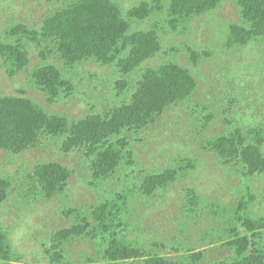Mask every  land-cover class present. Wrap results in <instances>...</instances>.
<instances>
[{
	"label": "trees",
	"instance_id": "16d2710c",
	"mask_svg": "<svg viewBox=\"0 0 264 264\" xmlns=\"http://www.w3.org/2000/svg\"><path fill=\"white\" fill-rule=\"evenodd\" d=\"M221 1L170 0L168 21L180 23L194 16L207 15L213 12ZM34 2L39 4V9H34L37 11L43 10L41 2L49 4L42 19L36 21L34 27L19 24L15 32L9 31L8 36L18 33V38L15 44L1 47L2 53L14 66L12 70L21 72L30 63L25 41L32 40L38 50L39 46H46V49L42 50V60L33 72L39 91L47 95L46 99L51 104L60 103L62 97H75L83 105L86 114L69 119L65 115L52 113L30 97L0 95V151H3L6 157L0 165V169L4 171V175L0 174V207L19 208L11 199L24 205L25 215L19 217V220L25 218L32 210L27 202L31 194L29 189L21 186L18 189L15 183V180L21 179V171L15 176L11 173L17 156L23 157L30 151H52L59 156H62L59 152L65 153V156L76 153L79 161H83L82 165L72 167L74 170L58 160L34 165V170L29 172L27 180L34 179L37 182L38 185L34 189L39 197L52 199L65 192L72 173L75 175L76 171L83 169L85 165L90 168L94 181L112 180L115 186L123 185L124 189H128L131 185L128 177L134 176L136 164L133 147L142 139L139 141L123 135L132 129L146 132L148 127L156 123L157 115H164L163 110L170 105L179 101H192L197 83L191 70L177 64L169 62L158 63L157 67L151 66L156 63L153 58L163 50L158 24L148 30L132 29L133 19L144 21L150 17L154 6L159 5L156 0L143 1L138 5L130 4L125 15L115 0ZM238 5L243 23L229 24L228 48L232 50L252 46L264 50V0H238ZM245 22L246 27L243 26ZM39 27L41 29L37 30ZM189 51L192 62L196 65L204 56L210 54L193 48ZM49 52H57L59 56L48 59L47 54L51 55ZM84 63L102 67L100 71L103 75L109 71L120 75V78L113 83L110 92L98 97L95 94L97 85L100 87L98 83L102 81L107 84L108 78H100L97 73L92 72L87 74L89 71H86ZM80 66L82 68L79 71ZM137 73H141L140 81L130 99L121 100L134 88L131 81ZM91 81L97 85L94 86ZM78 86L86 90L88 86L89 91L80 95ZM228 87L229 91H232L233 87ZM120 101L122 102L119 103ZM234 105H237V102H234ZM261 131L263 130L257 131L259 142L264 138ZM235 138L232 137L231 141L215 138L210 140V145L226 162L232 163L236 159V164L242 167L244 174L247 172V175L254 176L257 171H264V153L258 144H253L248 138ZM187 162V165L180 169L167 166L165 162L160 163L161 167L157 171L143 175L141 189L151 197L158 191L172 187L183 171L189 172L196 167L195 160ZM17 165L19 166V163ZM247 175L245 176L248 177ZM188 193L191 196L187 199L186 207L189 212L195 211L197 215L183 220V227L191 222L198 224L209 216L211 225L219 219L226 225L223 233L228 234L227 242L223 246L235 254L230 264H264V217L258 218L251 212V205L256 196L250 195L242 199L237 205V216L233 217L231 213L236 206L228 201H211L223 203L226 211L231 210L228 215L219 211L222 216L218 218L210 203L204 206L208 212V215L204 216L201 213L204 205L201 197L194 189H190ZM120 197L112 202L99 204L94 208L91 217L84 215L82 210H73L72 214L75 213L77 222L53 232L52 248L63 251V255H51L52 264H67L65 253L68 243L87 238L102 243L103 250L100 254L110 264L129 260H132V264H176L160 255L149 253L146 246L138 241L134 245L127 237L130 211H133V207H128V197ZM7 217L0 215V223L4 225ZM136 226L140 224L137 223ZM214 229L217 227L203 231L202 238H209L207 235ZM125 232L127 233L124 234ZM221 236L224 238L225 234ZM196 237L201 239L200 236ZM11 242L10 232L0 224V264H9L18 259ZM153 244L156 247L163 245L159 240ZM63 246V250H58ZM48 253L51 251L48 250ZM201 256L202 254H195L187 256L186 259L197 263Z\"/></svg>",
	"mask_w": 264,
	"mask_h": 264
},
{
	"label": "rangeland",
	"instance_id": "374dc122",
	"mask_svg": "<svg viewBox=\"0 0 264 264\" xmlns=\"http://www.w3.org/2000/svg\"><path fill=\"white\" fill-rule=\"evenodd\" d=\"M115 1L125 15L130 4L138 5L143 1L153 0ZM156 1L159 5L154 6V12L150 17L144 21L136 19L131 21L132 29L148 30L158 24L163 50L153 58V62L156 63L151 66L157 67L158 63L170 62L191 70L197 81L193 100L170 105L163 110L164 115H157L156 123L148 127L146 132L132 129L123 135L139 141L142 139L133 147L136 164L134 176L128 177L131 184L128 189H124L123 185L115 186L112 180L94 181L90 168L85 165L83 169L77 170L75 175L72 173L64 198L56 197L52 202L40 199V202L37 190L34 189L38 185L37 182L34 179L27 180L29 172L34 170V165L58 160L72 168L82 165L83 161H79L76 153L65 156V153L59 152L62 154L59 156L52 151L48 153L30 151L23 157L17 156L11 173L15 176L19 170L21 171V179L18 178L15 183L18 189L19 186L29 189L31 194L27 204L32 211L19 220V217L25 215L24 205L11 199L19 208L0 207V215L8 216L6 223L0 224L10 232L12 247L18 256V259L9 264H52L51 255L57 253L59 256L63 255V251L52 248L53 232L77 222L75 213L72 214L73 210H82L84 215L91 217L94 208L99 204L112 202L119 196L128 197V207H133L128 222L129 230L124 234L127 233V237L134 245L138 241L146 246L149 253L166 257L176 264H230L235 256L232 250L223 246L227 242L228 234L223 233L226 225L219 219L214 225L209 224L210 216L198 224L191 222L185 227L181 225L187 217L197 215L195 211L189 212L186 207L187 199L191 196L188 193L190 189H194L201 197L204 203L201 213L204 216L208 215L204 206L209 203L218 218L222 216L219 211H223L225 215L231 211H226L223 203L211 202L215 200L228 201L236 206L231 216H237V205L251 195L256 196L251 205L252 214L258 218L264 217V171H257L254 176L247 175V172L244 174L242 167L236 164V159L232 163L226 162L225 158L210 145V140L215 138H225L227 141H231L232 137L248 138L253 144H258L264 153V138L261 142L257 138L261 129L264 135V50L252 46L232 50L228 48L229 24L243 23L238 0H222L213 12L194 16L180 23L168 21L170 0ZM41 4L43 10L37 11L34 9H39V4L34 0H0V95L30 97L52 113L65 115L69 119L85 116L83 105L75 97L69 99L62 97L60 103L51 104L46 99L47 95L39 91L33 72L35 66L41 62L42 50H45L46 46H39L38 50L32 40L25 41L30 63L21 72L12 70L14 66L2 53L1 47L15 44L18 38V33L8 36L9 31L15 32L19 24L34 27L35 22L42 19L49 4L46 2ZM243 26L246 27L247 23L245 22ZM40 29L39 27L37 30ZM190 48L199 52L207 51L210 54L204 56L196 65L190 57ZM49 53L51 55L47 54L48 59L59 56L57 52ZM83 66L89 71L87 74L92 72L97 73L100 78L103 76L108 78L107 84L96 80L100 87L91 81V84L97 85L95 94L98 97L110 92L113 83L120 78V75L109 71L103 75L100 71L102 67L97 65L84 63ZM81 68L82 66L79 67V71ZM140 74L134 75L131 81L134 88L121 100L130 99L140 81ZM228 85L233 87L232 91H229ZM86 88L87 90L78 86L79 94L89 91L88 86ZM234 102H237V105H234ZM3 158H6L5 154L0 151V165ZM188 160H195L196 167L189 172L183 171L172 187L158 191L151 197L141 189V180L146 174L157 171L161 167L160 163L165 162L167 166L180 169L187 165ZM0 174L4 175L2 169ZM16 210L21 212L18 213ZM137 223L140 226H136ZM214 226L217 229L207 235L210 237L202 238L203 231ZM221 234H225V237L222 238ZM196 236H200L201 239ZM157 240L163 245L154 246L153 243ZM101 246L102 243L91 238L68 243L65 253L67 264H110L100 254L103 250ZM63 249L64 246L58 250ZM48 250L51 253H48ZM195 254H202L197 263L186 259L187 256ZM113 264H132V260Z\"/></svg>",
	"mask_w": 264,
	"mask_h": 264
},
{
	"label": "water",
	"instance_id": "95a60500",
	"mask_svg": "<svg viewBox=\"0 0 264 264\" xmlns=\"http://www.w3.org/2000/svg\"><path fill=\"white\" fill-rule=\"evenodd\" d=\"M70 179H71V178H70ZM70 179H69V182H68V187H69V184H70ZM68 187L66 188L65 192H62L61 194H57L54 198H56V197L64 198L63 195H64L65 193L68 192ZM54 198H52V199H46V198L40 197V198H39V201H40V199H46V200H51V202H52V201L55 200ZM40 202H41V201H40Z\"/></svg>",
	"mask_w": 264,
	"mask_h": 264
},
{
	"label": "clouds",
	"instance_id": "9594fccd",
	"mask_svg": "<svg viewBox=\"0 0 264 264\" xmlns=\"http://www.w3.org/2000/svg\"><path fill=\"white\" fill-rule=\"evenodd\" d=\"M234 167V166H233ZM250 177V176H249ZM104 203V202H103ZM160 257H163V256H160ZM163 258H165V259H167L166 257H163Z\"/></svg>",
	"mask_w": 264,
	"mask_h": 264
}]
</instances>
